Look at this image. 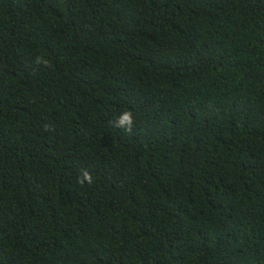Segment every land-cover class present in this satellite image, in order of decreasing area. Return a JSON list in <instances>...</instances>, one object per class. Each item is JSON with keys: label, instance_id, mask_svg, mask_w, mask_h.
<instances>
[{"label": "trees", "instance_id": "obj_1", "mask_svg": "<svg viewBox=\"0 0 264 264\" xmlns=\"http://www.w3.org/2000/svg\"><path fill=\"white\" fill-rule=\"evenodd\" d=\"M0 264H264V0H0Z\"/></svg>", "mask_w": 264, "mask_h": 264}, {"label": "clouds", "instance_id": "obj_2", "mask_svg": "<svg viewBox=\"0 0 264 264\" xmlns=\"http://www.w3.org/2000/svg\"><path fill=\"white\" fill-rule=\"evenodd\" d=\"M113 123L115 127L123 129L127 132H131L135 123L133 113L130 110H125L120 113ZM78 182L81 184L85 182L91 184L93 182L92 175L87 170H84L81 173V177L79 178Z\"/></svg>", "mask_w": 264, "mask_h": 264}]
</instances>
